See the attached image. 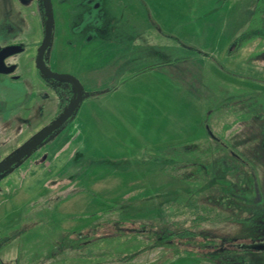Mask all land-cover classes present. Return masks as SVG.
Listing matches in <instances>:
<instances>
[{
  "label": "rangeland",
  "instance_id": "1",
  "mask_svg": "<svg viewBox=\"0 0 264 264\" xmlns=\"http://www.w3.org/2000/svg\"><path fill=\"white\" fill-rule=\"evenodd\" d=\"M249 1L51 0L54 29L47 65L54 73L71 74L85 90L73 122L53 134L56 143L0 176V264L100 263L90 256L89 240L96 243V250L115 255L143 249L142 243L103 239L114 232L106 229L112 223L103 221L106 212L107 218L126 220L140 229L162 218L165 229L192 232V219L185 216L189 209L185 176L192 168H174L173 163L178 154L185 158L188 153L196 159L188 161L202 164L197 159L202 158V149L215 150L218 143V148L228 143L243 154L248 150L239 142L247 132L229 139L233 135L227 127L232 121L228 122L226 111L215 112L217 121L208 112L210 105L232 100L221 98V90L252 87L262 71L253 58L264 47V0L260 8L257 0H251L256 7ZM44 23L38 0H0V52L9 46L22 49L8 60L16 69L0 73V165L49 117L51 104L36 94L42 87L51 93L45 86L60 85L37 69ZM249 26L252 39L244 40L237 50L240 56L232 57L230 45ZM243 60H248V67ZM240 76L251 81L248 84ZM259 99L263 102L247 100V111L257 112L263 122L261 129L256 123L250 131L254 151L242 154L250 165L240 171L231 168L235 159L230 154L218 151L212 156L213 162L219 161V177L247 170L245 182L260 187L256 192L240 187L234 196L224 194L216 200L213 207L221 216L216 213L219 218L201 230L218 245L246 246L264 240V97ZM210 132L219 137L218 143L209 139ZM255 147L263 150L261 156ZM201 166L196 169L205 172ZM112 203L123 206L121 219L110 215ZM128 209L133 210L128 214ZM78 235L84 239L76 244L88 249L75 257L73 242ZM233 255L237 257L231 264H264L263 251L228 256ZM159 264L199 262L182 256Z\"/></svg>",
  "mask_w": 264,
  "mask_h": 264
},
{
  "label": "trees",
  "instance_id": "2",
  "mask_svg": "<svg viewBox=\"0 0 264 264\" xmlns=\"http://www.w3.org/2000/svg\"><path fill=\"white\" fill-rule=\"evenodd\" d=\"M43 26H45V24ZM215 138H216L215 135L210 132L209 139L216 140ZM218 151H223L225 154H228V150L226 148H215V150H213L212 147H207L202 149V158H197L203 160L202 164L192 163L191 160L188 161L189 159L188 157H193V160H196L194 155L188 153H185L184 155L185 158L178 157V156H183L181 154H178L176 158L177 160L176 161L174 160L173 163L174 168L179 165L186 166V168H192L190 171H187L185 176V182L187 183L186 187L188 188V192L186 195V201H187L186 206L189 207L188 214H185V216L189 220L192 219L191 220L192 232L188 229H180L177 232L171 231L168 228L165 229L166 225L161 220L162 218L157 219L155 220V222L150 223L148 225H144L145 227L143 229H140L133 227L132 224L127 222L126 220L107 218V212H106V218H104L103 221L105 220L112 221V223H110L111 225L108 226L106 229H111L114 232L111 235L108 234L107 235L108 237L107 238L104 237L103 239L119 238V240L122 242L124 241H129V243L138 242L139 244L142 243L143 249H141L139 252L134 254L121 253L119 255H115L111 253V250H105V249L96 250L95 248H93L96 243L91 242V240H89L88 242L86 241L87 243H89L88 245H90L89 246L90 256L93 257L96 261L100 260V263H96V264H105V263L126 264L136 261H142L143 259L147 260V262L154 260L155 263L158 262L159 264L166 261H173L174 259L182 256H185L190 259H194L195 261H198L199 264H231L229 260L230 254L228 256L227 251L225 252L217 251L214 246L218 243L212 238H208L207 234L201 230L202 226L207 225L209 221L218 219L221 216L219 214V211L213 207L214 204L216 203V200L217 199L221 200L224 194L233 195V193L229 191L230 188H237L238 181L242 183L243 180V177L241 176L243 173L242 174L236 173L237 174L236 176H226L223 178L218 176V173L216 172L220 170V164L218 163L219 161L213 162L212 160L213 154H217ZM198 156L201 157V154ZM239 157L241 158V156ZM182 160L183 162H181ZM18 165L19 164H17L16 166ZM198 165L199 166L202 165L201 167L206 171L203 172L201 169L198 171V169H196V167H199ZM237 165L240 167L237 168ZM245 167H246L245 162L236 161L233 164H231L232 169H239L240 171ZM211 169L214 170L213 172L215 174L210 172ZM216 174L217 177L214 179L208 177L209 175L216 176ZM242 185L244 184H241V186ZM215 188H217L216 189L217 193H214ZM112 204L115 208H112V210L114 211L112 212L110 211V215H116V217L120 218V216H122L121 214H123V212L125 211L123 210L124 209L123 206L122 205L119 206L118 203L117 204L112 203ZM233 205L234 204H231L230 206L232 207ZM131 210L133 209L130 210L128 209L127 213L128 212L130 213ZM216 213L219 215L218 218L215 217ZM132 216L135 215L133 214ZM103 221H101L98 225L101 226ZM132 221H136V220H132ZM156 226L161 227V229L157 230ZM198 235L201 236L203 240H198L196 238V236ZM80 238L84 239L82 235L80 236L78 235L75 241L73 242V244H75L74 246L75 257L83 255V253L88 249V248L82 249L81 247L78 246V244H76V242L79 241ZM71 244L72 243H70L69 245ZM180 246L182 247L180 248ZM182 248H184L185 251L181 250ZM197 251L202 252V254L198 255ZM102 260L103 262L101 263ZM105 260L106 262H104Z\"/></svg>",
  "mask_w": 264,
  "mask_h": 264
},
{
  "label": "flooded vegetation",
  "instance_id": "3",
  "mask_svg": "<svg viewBox=\"0 0 264 264\" xmlns=\"http://www.w3.org/2000/svg\"><path fill=\"white\" fill-rule=\"evenodd\" d=\"M38 2H39V11H40V14H41V16H43V18H44V22L46 23V21H45V19H46V16H45V10H44V4H43V0L41 1V0H38ZM253 1H249L248 3H249V5H251V7H256V5H258L259 4V7L258 8H260V5H261V3H262V0H257V4L255 5V3H252ZM42 3V4H41ZM262 5H264V3L262 4ZM43 7V8H42ZM264 7V6H263ZM264 10V9H263ZM259 12V11H258ZM257 12V13H258ZM261 12H262V14L264 15V11H262L261 10ZM260 21H261V24L263 23V19L262 18H260ZM44 23V24H45ZM43 24V25H44ZM44 28V30H43V34H44V31H45V26L43 27ZM97 28H98V26H97ZM252 31V27H250L249 26V28H248V30H247V33H244L243 35H241L240 37H238L234 42H232V44L230 45V47H229V49H228V53H231V55H233L234 54V52L236 53V51L237 50H239L241 47H242V43L244 42V40H250V39H252L251 38V36L252 35H250L249 33ZM248 34V35H247ZM246 38H248V39H246ZM43 40H44V38H43ZM251 42V41H250ZM250 42H248V43H250ZM43 43V42H42ZM42 43L39 45V47H38V49L40 48V46L42 45ZM254 45V44H253ZM9 47H18V46H9ZM9 47H7V48H9ZM50 48V47H49ZM256 48H257V45H256ZM6 49V48H5ZM258 49V48H257ZM49 50V49H48ZM47 50V51H48ZM259 51H258V53L256 54V56H254V58H253V61H257L256 62V66L258 65V66H261L262 67V72L264 71V47L262 48V49H258ZM3 51V50H2ZM20 52H22V49L20 48V51L18 52V53H20ZM18 53H14V54H12V55H9V56H7L6 58H5V64H6V66H7V68H13V71L16 69V67L15 66H12V65H9V63H8V60H9V58L11 57V56H13V55H16V54H18ZM37 55H38V53H37ZM46 56H47V52H46V54H45V59H44V61H45V64H46V66L48 67V65H47V58H46ZM37 58V57H36ZM249 61H250V59H248ZM248 60H247V64H248ZM246 63V62H245ZM49 68V67H48ZM50 69V68H49ZM12 71V72H13ZM38 72L40 73V71L38 70ZM53 72V71H52ZM11 73V72H10ZM8 74V73H7ZM41 74V73H40ZM3 75H6V74H3ZM42 75V74H41ZM67 75H71V74H69V73H67ZM43 76V75H42ZM72 76V75H71ZM258 76H260V75H258ZM44 77V76H43ZM241 77V76H240ZM243 77H245V76H243ZM261 77V76H260ZM50 79V78H49ZM249 79V78H248ZM51 80H53V79H51ZM254 81H258V79H256V77H254V79H253ZM57 84H60V85H55V86H50V87H47V86H45V88H47L51 93H49L48 91H46L45 89H44V87H42V89H41V92H38L39 93V96L36 94V96L37 97H40L39 99H46V100H48V103L49 104H51V110H50V112H49V108L47 109V111H48V113L47 114H50L49 115V117H47L46 119H45V121H43V123L41 124V126H42V129L40 130V131H37L35 134L36 135H34L33 137H30L29 139H27L25 142V144L24 145H26V144H28V143H30L31 141H33L42 131H44L48 126H50V125H52V123L65 111V109H67L74 101H75V99H76V90H75V87H74V85L73 84H70V83H64V82H59V81H56V80H54ZM261 82H262V80H261ZM81 84V83H80ZM82 85V84H81ZM83 87V86H82ZM85 90V89H84ZM264 93V92H263ZM257 101V100H256ZM262 102H263V100H262ZM235 104V105H234ZM241 104H244V103H242V101H238V102H234L233 103V105H232V107H231V109H235L234 108V106L235 107H237V106H239V107H241ZM243 106V105H242ZM259 107V109L261 110L262 109V106L261 105H259L258 106ZM39 108H40V110H42L41 111V114H45V111H44V109H45V106L42 104V105H40L39 106ZM54 108L56 109V112H54L53 113V111H55L54 110ZM79 108V107H78ZM77 108V109H78ZM248 108V107H247ZM259 109H258V111H259ZM250 112V113H249ZM252 111H247V109L245 108V112L244 113H241V114H238V115H236V114H233L232 113V116H234V119H233V122H232V124H231V126L230 127H233V129H230L229 130V132L231 133L232 132V135H233V138H229L230 140H234V138H237V136H238V132H247L248 133V135H246L245 136V138L246 139H243V140H239V142H242V144H243V146H245V147H248V150L246 151V153H244L243 155H249L251 152H253L254 150H253V148H252V146H251V144H249L250 143V137H251V135H250V131H254V130H251L252 129V127L254 128V124H256V123H258L259 125H260V129H261V126H262V124H263V122H261L260 120H259V116H258V113L257 112H254V113H251ZM40 114V115H41ZM42 116V115H41ZM73 117V116H72ZM72 117L62 126V127H60V129H58L57 131H63L64 129H66L67 127H65V126H68L70 123H72L71 122V119H72ZM242 127H244V130H243V128ZM40 128V127H39ZM57 131H55L53 134H55ZM53 134H51L33 153H31L29 156H32V154H36V152H38L39 150H43V149H45V148H49L51 145V142H53V140L52 139H56L55 137H56V135H53ZM54 137H53V136ZM216 138V140H214L215 142H217V141H219V137H217V136H215ZM238 142V143H239ZM259 142H262V140H260ZM53 143H56L55 141L53 142ZM218 143V142H217ZM222 146H223V148H226L227 150H228V152H230V153H228V154H230L234 159H235V161L234 162H236V161H238V162H245L246 163V166L248 165H250L248 162H246L244 159H243V157H242V152H240V151H238V150H233V149H231V146L228 144V143H223V144H221ZM261 146L262 147H264V143L263 144H261ZM24 147V146H23ZM22 147V148H23ZM219 147V143L218 144H215V148H218ZM234 147H237V145L236 146H234ZM261 148V147H260ZM255 150H256V152H257V155H262V152H263V150L261 151V149H259V150H257V148L255 147L254 148ZM18 152V149H17V151L14 153V154H12L10 157H9V159L11 158V157H13L16 153ZM255 153V152H254ZM237 154V155H236ZM256 154V153H255ZM45 156H47V155H45ZM239 156H241V158L239 157ZM33 157V156H32ZM44 157V156H43ZM43 157H41V160L43 159ZM8 160V159H7ZM7 160H4L5 162L7 161ZM25 159H23L22 161H20V162H23ZM40 160V161H41ZM19 162V163H20ZM234 162H232L231 164H233ZM4 163V162H3ZM2 163V164H3ZM19 163H16L15 165H13V167H15L17 164H19ZM13 167H11L8 171H6L5 173H4V175L5 174H7V173H10L11 171H12V168ZM246 173H247V170L246 171H244L243 172V174L242 173H239V174H242L241 176L243 177V180H242V183L241 182H239L238 180V183H237V188H240L241 187V189L244 191V192H249V191H254V189H255V192H256V190H258V189H260V187H258L257 186V183H251V182H245V178H246ZM250 174V173H249ZM237 175V174H236ZM235 175V176H236ZM241 184H244V185H242L241 186ZM256 185V186H255ZM237 188H230V190H231V192L233 193V195H231V196H234V192H236L235 190L237 189ZM257 194V193H256ZM224 242H226V241H224ZM230 248H229V247ZM215 249L217 250V251H220V252H225V251H227V253H228V255L229 254H232V253H237V252H239V253H245V252H248V253H250V252H255V251H258V252H264V240H259V241H256V244H250V245H246V246H240V245H238V244H233V242L232 243H228V244H221V245H218V244H216L215 246ZM259 248H262V249H259ZM219 252V253H220ZM237 256L236 255H233L232 257H230V262L232 263V261H234L235 260V258H236Z\"/></svg>",
  "mask_w": 264,
  "mask_h": 264
},
{
  "label": "water",
  "instance_id": "4",
  "mask_svg": "<svg viewBox=\"0 0 264 264\" xmlns=\"http://www.w3.org/2000/svg\"><path fill=\"white\" fill-rule=\"evenodd\" d=\"M46 23L44 31V40L42 45L38 50V55L36 58L37 69L40 73L46 77L59 82L73 84L76 90L75 101L67 108L65 111L44 131H42L33 141L26 144L21 148L13 157L8 159L6 162L0 165V176H2L6 171H8L13 165L19 163L31 153H33L51 134L60 129L76 112L77 108L80 106L84 89L80 82L73 76L67 74H57L52 72L45 64V54L49 49L52 39H53V29H54V13L51 0H43ZM20 47H9L0 52V73L7 74L13 71V68H7L5 64V58L14 53H18ZM262 249V248H259ZM264 249V248H263Z\"/></svg>",
  "mask_w": 264,
  "mask_h": 264
},
{
  "label": "crops",
  "instance_id": "5",
  "mask_svg": "<svg viewBox=\"0 0 264 264\" xmlns=\"http://www.w3.org/2000/svg\"><path fill=\"white\" fill-rule=\"evenodd\" d=\"M245 48L246 47L242 48V50H245ZM236 54L240 56V54L238 53V51H237V53L234 52V54L231 55V56L232 57L233 56H236ZM176 61H180V60H176ZM244 61L245 60H243V62ZM244 64H245V66L248 67V64L247 63L244 62ZM258 67H261V66H258ZM261 72L262 71H259V73L256 74L257 75L256 76V79H258V81H254L253 80L252 83H254V84L252 85V87L251 86L245 87V85H243L242 87H240V86H233V87L228 86L231 90H226L227 92H225V90H221L222 91L220 93V95H221L220 97L221 98H224V97L227 98L228 96H230V98H232V100L230 101L227 98L226 103H225V101H222V104L219 105V106H217V105L214 106V104L210 105V110H209L208 114L211 112V115L213 116L215 114V112L219 113V109H220V113H221V110H223L222 112H225L226 111V113L228 115V122L230 120L233 122L234 116H232V113L233 114H236V115L241 114V113H244L245 112V108H247V106H248L247 105V100L248 99L255 98L257 101L262 100V99H259V98H263L264 97V93H263L264 91L261 90V86H260L262 84V82H261L262 79H261L260 76H261V74H263ZM258 75H260V76H258ZM241 78L243 80L248 81V84H249V81H251L250 79H247V78H245L243 76ZM227 93H229V94H227ZM238 101H242V103H244V104H241V107H239V106L235 107L234 106L235 109H231L233 103L234 102H238ZM207 115L205 116L204 120L206 119ZM218 117H219V115L217 117H214L213 116V120L216 118L215 120L217 121ZM204 120H203V125H204ZM232 122H231V124H232ZM231 124L229 125V127H227L228 130L231 129V127H230ZM222 128H224V127H222ZM52 140H54V139H52Z\"/></svg>",
  "mask_w": 264,
  "mask_h": 264
}]
</instances>
